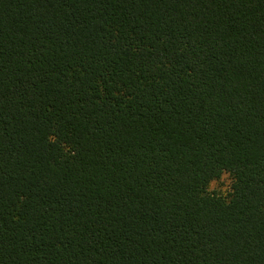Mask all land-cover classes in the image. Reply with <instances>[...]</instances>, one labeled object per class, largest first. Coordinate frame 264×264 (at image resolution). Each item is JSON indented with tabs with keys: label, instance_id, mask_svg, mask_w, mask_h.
Segmentation results:
<instances>
[{
	"label": "trees",
	"instance_id": "obj_1",
	"mask_svg": "<svg viewBox=\"0 0 264 264\" xmlns=\"http://www.w3.org/2000/svg\"><path fill=\"white\" fill-rule=\"evenodd\" d=\"M0 264H264V0H0Z\"/></svg>",
	"mask_w": 264,
	"mask_h": 264
},
{
	"label": "rangeland",
	"instance_id": "obj_2",
	"mask_svg": "<svg viewBox=\"0 0 264 264\" xmlns=\"http://www.w3.org/2000/svg\"><path fill=\"white\" fill-rule=\"evenodd\" d=\"M230 179L227 175H223L219 180L213 181L210 184V190L225 191L229 186Z\"/></svg>",
	"mask_w": 264,
	"mask_h": 264
}]
</instances>
